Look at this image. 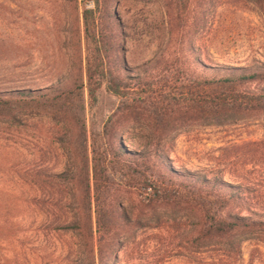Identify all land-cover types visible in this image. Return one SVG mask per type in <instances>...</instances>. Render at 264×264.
Here are the masks:
<instances>
[{
    "label": "rangeland",
    "instance_id": "1",
    "mask_svg": "<svg viewBox=\"0 0 264 264\" xmlns=\"http://www.w3.org/2000/svg\"><path fill=\"white\" fill-rule=\"evenodd\" d=\"M221 1L208 15L213 25L207 35L210 58L220 65L264 66L262 13L249 0ZM94 2L0 0V91L45 89L71 77L79 49L74 37L83 27L84 8L93 9ZM108 3L121 22L119 31L124 33L117 43L121 49L118 58L135 70L151 60L157 48H146L132 39L130 27L165 20L164 0ZM195 15L188 16L193 19ZM85 104L82 116L90 145L96 138L106 142L105 125L120 101L104 86L95 103L86 93ZM133 130L120 135L128 150L141 151L151 144L136 135L147 133L145 127L137 126L131 135ZM70 137L79 141L75 128L46 115H23L16 123L0 121V264H82L86 260L89 240L62 229L55 219L65 212H69L68 218L75 217L71 208L57 205L59 198H70L71 186L48 183L46 178L73 166L63 146ZM263 144L264 121L256 118L231 127H187L162 146L170 151L168 164L177 171L216 174L251 189L243 204L264 213ZM141 197L133 190L122 193L120 204L126 214L139 218L142 226L132 227L125 241L122 239L113 264H264L263 235L255 233L244 241L238 259L226 257L220 245L207 246L197 236H189L198 215L163 205L144 208L139 206ZM232 211L246 214L238 207ZM98 242L94 229L95 248Z\"/></svg>",
    "mask_w": 264,
    "mask_h": 264
},
{
    "label": "trees",
    "instance_id": "2",
    "mask_svg": "<svg viewBox=\"0 0 264 264\" xmlns=\"http://www.w3.org/2000/svg\"><path fill=\"white\" fill-rule=\"evenodd\" d=\"M109 1L95 0L93 9L84 8L83 27L74 37L79 49L71 77L45 89L0 91V121L16 123L23 115L37 114L76 129L79 141L70 137L63 142L73 166L46 178L48 183L71 186L70 198H59L57 205L71 208L74 219L67 217L69 212L53 216L62 229L89 240L82 264H113L126 236L142 226L120 204L126 189L142 195L139 206L144 208L190 210L200 218L192 222L189 236L207 246L218 244L224 256L238 259L244 241L255 233L264 236V213L243 204L251 189L216 174L177 171L168 164L170 151L162 144L191 126L223 128L256 118L264 121V66L220 65L210 58L207 35L213 25L208 15L218 0H164L165 20L130 27L132 39L157 48L151 60L130 70L125 59L118 58L117 43L124 33ZM249 1L264 17V0ZM192 13L193 19L188 16ZM104 86L120 104L105 125L106 142L96 138L90 145L82 116L86 93L95 103ZM137 126L147 129L137 137L151 144L141 151L128 150L120 135ZM237 207L246 214L232 211ZM94 229L99 234L97 248L92 244Z\"/></svg>",
    "mask_w": 264,
    "mask_h": 264
}]
</instances>
